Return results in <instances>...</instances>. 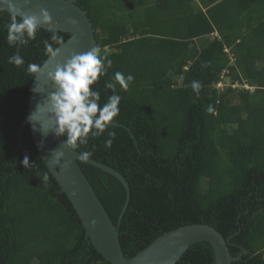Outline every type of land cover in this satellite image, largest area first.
I'll return each instance as SVG.
<instances>
[{"label": "trees", "instance_id": "1", "mask_svg": "<svg viewBox=\"0 0 264 264\" xmlns=\"http://www.w3.org/2000/svg\"><path fill=\"white\" fill-rule=\"evenodd\" d=\"M193 1L76 0L112 60L93 86L101 103L113 94L105 81L115 72L135 79L127 90L117 85L115 124L74 150L92 151L91 159L128 183L129 195L117 177L78 161L118 227L125 257L167 231L203 223L222 234L232 256L241 254L232 264H264V0H199L205 11ZM10 21L0 14V264H110L85 237L24 123L33 80L27 65L47 59L43 41L51 33L41 29L20 47L25 63L15 66ZM214 31L219 38H204ZM223 72L230 83L216 88ZM193 80L202 84L198 96ZM108 131L116 133L111 147ZM214 259L211 244L198 241L175 264Z\"/></svg>", "mask_w": 264, "mask_h": 264}, {"label": "water", "instance_id": "2", "mask_svg": "<svg viewBox=\"0 0 264 264\" xmlns=\"http://www.w3.org/2000/svg\"><path fill=\"white\" fill-rule=\"evenodd\" d=\"M13 2L20 8L21 14H38L41 8L46 9L52 16V21L51 25L44 24L42 27L53 26L69 33L56 58L57 62H64L73 52H86L97 47L92 23L87 12L75 3L76 0H28L27 4H24V0ZM3 6L7 8V5ZM73 19L77 23H71ZM47 70L46 68L45 75L36 74V78H33L30 84L24 123H28L27 117L35 110L37 103L43 102L47 94L55 90L53 83L46 78ZM34 88L37 92L33 91ZM29 126L39 156L72 203L85 229V237L110 264H175L183 253L198 241H207L211 244L214 250V264H232L233 260L241 257V254L232 256L222 234L213 226L203 223L186 224L167 231L134 256L125 257L119 242L117 225L113 224L78 164V161H81L77 158L80 153L68 148L62 136H56L51 131L44 136L38 130V125L37 130H34L32 125ZM55 149L64 153L60 165L53 163L52 151ZM85 163L97 166L117 177L129 195L128 183L118 171L91 158ZM93 220L95 224L92 223ZM242 253H245L244 249Z\"/></svg>", "mask_w": 264, "mask_h": 264}, {"label": "clouds", "instance_id": "3", "mask_svg": "<svg viewBox=\"0 0 264 264\" xmlns=\"http://www.w3.org/2000/svg\"><path fill=\"white\" fill-rule=\"evenodd\" d=\"M27 3L28 0H24V4ZM3 5H7V8ZM5 13L11 14V21L5 25L7 42L10 46L17 48V51L8 58L10 64L23 66L25 61L19 48L36 40L41 29L51 33V42L47 39L43 41L47 59L41 63H29L26 70L35 79L38 73L45 75L47 68L46 78L53 83L55 90L48 93L43 102L37 103L35 110L27 117L28 123L34 130H37L38 125V130L44 136H47L50 131L56 136H64V144L73 150L80 146H87L90 137L103 135L120 112L119 104L122 97L116 93L117 85L127 90L129 84L135 79L134 76L131 73L125 75L119 71L115 72L109 80L105 81V88L113 90V94L108 96L102 104L100 91L93 86L107 74L112 60L103 55L99 47H93L81 53L73 52L64 62H57L56 58L65 41L63 36L59 35L61 29L53 26L42 27L44 24L51 25L52 16L49 11L41 8L38 14H21L20 8L13 0H0V14ZM71 23L75 24L77 21L73 19ZM224 76L221 78L220 75L218 81L223 82ZM191 88L198 96L202 84L193 80ZM33 91L37 92L36 88ZM208 110L212 111L211 106ZM108 137L105 147H111L116 137L115 131H108ZM52 152L54 153L53 163L60 165L61 158L64 156L63 151L55 149ZM92 154V151L85 150L80 152L77 158L87 162ZM22 163L25 168L31 166L27 156ZM41 180L46 186L48 185L47 172L42 174ZM92 223L95 224V221L93 220Z\"/></svg>", "mask_w": 264, "mask_h": 264}, {"label": "crops", "instance_id": "4", "mask_svg": "<svg viewBox=\"0 0 264 264\" xmlns=\"http://www.w3.org/2000/svg\"><path fill=\"white\" fill-rule=\"evenodd\" d=\"M194 2V4H196L197 6H200V8L203 10V11H205L207 8H209L207 5H201V2L199 1V0H194L193 1ZM213 5V4H212ZM222 10V9H221ZM217 11V13L219 14V15H222L221 13H223L224 11L222 10L221 12L219 11L218 12V10H216ZM223 16V15H222ZM225 20V19H224ZM231 21H233V19H231ZM251 21H248L247 23H250ZM214 37H216V38H219V34H218V32L217 31H214L213 33H211L209 36H205L204 38H210V39H212V38H214ZM198 44V43H197ZM198 45H200V44H198ZM226 49V52H229V49L227 48V47H225ZM234 62V56H233V54L232 53H229V64H231V63H233ZM225 78H227V77H225ZM224 78V79H225ZM224 79H223V82H224Z\"/></svg>", "mask_w": 264, "mask_h": 264}, {"label": "built area", "instance_id": "5", "mask_svg": "<svg viewBox=\"0 0 264 264\" xmlns=\"http://www.w3.org/2000/svg\"><path fill=\"white\" fill-rule=\"evenodd\" d=\"M223 76H224V72L221 74V78H223ZM234 86H237V84H234ZM241 86H242V85H241ZM243 86L246 87V88H248V86L245 85V84H243ZM216 87L221 89V88L223 87V82H222L221 80L218 81V82L216 83Z\"/></svg>", "mask_w": 264, "mask_h": 264}, {"label": "rangeland", "instance_id": "6", "mask_svg": "<svg viewBox=\"0 0 264 264\" xmlns=\"http://www.w3.org/2000/svg\"><path fill=\"white\" fill-rule=\"evenodd\" d=\"M223 83L225 84V86L228 85L230 83L229 77L225 78ZM33 264H35V261L34 260H33Z\"/></svg>", "mask_w": 264, "mask_h": 264}]
</instances>
